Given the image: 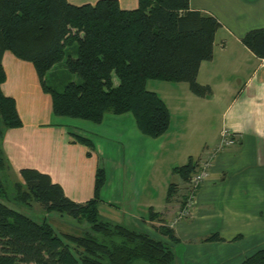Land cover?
Wrapping results in <instances>:
<instances>
[{
	"label": "trees",
	"instance_id": "1",
	"mask_svg": "<svg viewBox=\"0 0 264 264\" xmlns=\"http://www.w3.org/2000/svg\"><path fill=\"white\" fill-rule=\"evenodd\" d=\"M221 24L210 15L191 10L189 0H138L134 10H122L117 0H98L75 6L67 0H0V264H176L171 243H179L167 225L156 227L167 239L151 237L141 228L103 220L99 213L104 172L95 173L94 196L79 204L67 198L58 184L34 169L12 176L2 143L7 130L22 127L15 101L1 85L5 52L30 62L42 90L52 99V113L68 124L91 130L105 114H130L138 131L157 139L170 126L169 111L148 81L187 83L199 98L211 95L197 82L202 62L213 57V43ZM242 44L264 59V28L245 34ZM63 63L69 80L61 91L46 85L45 77ZM76 129L75 126H73ZM72 129V128H71ZM71 138L94 150L93 141L69 132ZM199 165L192 158L173 173L186 183L182 206L200 186L189 190ZM175 186H169L167 203ZM39 204L46 213L69 216L86 228L77 234L57 235L41 223L9 207ZM157 217L152 214L151 218ZM220 240L212 235L204 241ZM242 264H264V247Z\"/></svg>",
	"mask_w": 264,
	"mask_h": 264
},
{
	"label": "crops",
	"instance_id": "2",
	"mask_svg": "<svg viewBox=\"0 0 264 264\" xmlns=\"http://www.w3.org/2000/svg\"><path fill=\"white\" fill-rule=\"evenodd\" d=\"M67 1L80 6L98 0ZM117 1L127 11L138 5V0ZM189 7L221 24L213 57L201 63L197 75L211 95L199 98L187 83L148 81L147 90L161 98L170 114L168 131L157 139L143 136L130 114H105L99 127L91 125V131L113 125L120 142L130 128L129 140L149 154L143 164L137 156L130 162L128 186L115 196L126 203L118 208L100 198L99 207L109 221L136 225L159 240L167 241L152 226H169L179 241L171 243L176 264H242L264 247V59L241 42L250 30L264 28V0H189ZM2 66L6 79L1 91L14 99L22 121V127L6 131L2 143L12 176L34 169L61 186L71 201L91 200L98 168L92 152L88 156L87 147L69 135L68 122L53 115L51 96L30 62L5 52ZM223 131L233 135L234 144L217 150ZM190 158L199 166L208 162V176L190 202L182 206L175 201L182 208L174 211L173 200L166 202L174 184L170 180L178 176L173 169ZM177 185L182 200L186 183ZM212 235L220 240L204 241Z\"/></svg>",
	"mask_w": 264,
	"mask_h": 264
},
{
	"label": "rangeland",
	"instance_id": "3",
	"mask_svg": "<svg viewBox=\"0 0 264 264\" xmlns=\"http://www.w3.org/2000/svg\"><path fill=\"white\" fill-rule=\"evenodd\" d=\"M45 80L47 86L53 87L56 90L61 91L64 87V84L67 83L69 80H75V77L68 76L67 72L64 69L63 63H60L55 65L54 68L48 72L45 77ZM75 124L76 125L73 126H75L76 129H74L72 125L71 128L76 133L93 141L94 150L92 151V154L95 158V161L98 163L97 169H101L104 172V185L102 187V190H104L100 192L101 200H105L104 202H109L112 204L114 203L116 204L114 206L120 208L123 203H126V201L121 197H119V200H117L116 198L118 197H115L116 192L119 193L121 188H123V190H126L130 180L129 178H127V175L129 176V173H131L132 171L131 166L134 162H136V156L143 164L145 159H147V157L149 156L148 152L143 149L140 150L141 147L138 149V143L135 144L134 140H132V142L131 140H129L132 134L131 129L129 127V133L120 142L117 139L118 131H113V125H108L107 129L103 128L102 130L101 128H95L93 131H91L90 129H85L82 124ZM128 163L131 165H129ZM122 164H125L123 169L119 167ZM170 178L171 177H169V180ZM179 181H181L179 176L173 177L170 180V183H174L173 186H175V192L173 193L171 199L173 200L171 202L173 203L171 207L174 208V211L180 209L181 207L180 205H178V203L175 202L176 200H179L180 204H183L180 195L181 192H179L180 190H178L179 187L177 185ZM9 207L28 216L29 218L33 219L38 223H41L43 220H46L49 225L52 226L56 234L59 236L63 234H77L82 229L86 228L84 223L80 224L79 222H77V220L64 214H59L56 212L46 213L42 209V207L37 203H31L29 207L13 205H9ZM99 209L101 218L103 220L109 221L110 218L107 217L109 216L108 212L102 210L101 207H99ZM125 226L138 228L136 227V225L134 226L132 224ZM154 227L159 226H152L153 230L155 229ZM152 231L150 230L149 232L151 233V235H154ZM252 253H250L248 256H250Z\"/></svg>",
	"mask_w": 264,
	"mask_h": 264
},
{
	"label": "built area",
	"instance_id": "4",
	"mask_svg": "<svg viewBox=\"0 0 264 264\" xmlns=\"http://www.w3.org/2000/svg\"><path fill=\"white\" fill-rule=\"evenodd\" d=\"M232 144H234L233 135L230 134L228 131H223L221 133V140H220V143L218 145L217 150H221L222 148L231 146ZM208 168H209V163L206 162V163L202 164L201 166H199L197 171L192 174L191 179H190V183L188 184L189 190L193 191L203 183V181L208 176ZM192 198H193V196H191L188 199V202H190ZM182 213L183 212H181V214Z\"/></svg>",
	"mask_w": 264,
	"mask_h": 264
}]
</instances>
